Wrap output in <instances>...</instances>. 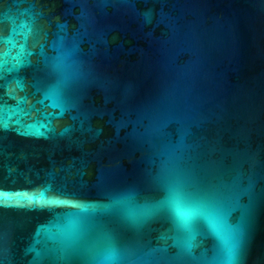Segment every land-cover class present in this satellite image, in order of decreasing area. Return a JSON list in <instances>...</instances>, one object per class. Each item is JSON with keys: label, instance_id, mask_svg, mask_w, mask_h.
Segmentation results:
<instances>
[{"label": "water", "instance_id": "obj_1", "mask_svg": "<svg viewBox=\"0 0 264 264\" xmlns=\"http://www.w3.org/2000/svg\"><path fill=\"white\" fill-rule=\"evenodd\" d=\"M0 264H264V0H0Z\"/></svg>", "mask_w": 264, "mask_h": 264}, {"label": "snow or ice", "instance_id": "obj_2", "mask_svg": "<svg viewBox=\"0 0 264 264\" xmlns=\"http://www.w3.org/2000/svg\"><path fill=\"white\" fill-rule=\"evenodd\" d=\"M13 197L17 198V203L20 202V200H27L28 203H31L33 199H35V197H30L27 196V194H20V193H15V194H11V193H3L0 192V203H5L6 201H10L12 200Z\"/></svg>", "mask_w": 264, "mask_h": 264}]
</instances>
